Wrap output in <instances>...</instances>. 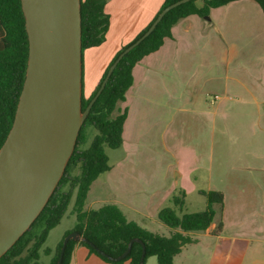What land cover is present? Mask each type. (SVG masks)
Returning <instances> with one entry per match:
<instances>
[{
	"label": "crops",
	"instance_id": "obj_1",
	"mask_svg": "<svg viewBox=\"0 0 264 264\" xmlns=\"http://www.w3.org/2000/svg\"><path fill=\"white\" fill-rule=\"evenodd\" d=\"M163 2L107 0L106 40L84 54L95 84ZM171 32L134 66L133 84L115 111L127 112L120 147L128 154L106 171L108 196L92 203L116 204L128 220L158 232L167 226L159 211L174 195L184 191L187 203L190 191H222L214 221L189 233L193 241L175 264L179 257L180 264H264V12L256 0H235L212 8L209 18L185 17ZM145 165L156 167L148 173ZM81 246L71 264L79 263Z\"/></svg>",
	"mask_w": 264,
	"mask_h": 264
},
{
	"label": "trees",
	"instance_id": "obj_2",
	"mask_svg": "<svg viewBox=\"0 0 264 264\" xmlns=\"http://www.w3.org/2000/svg\"><path fill=\"white\" fill-rule=\"evenodd\" d=\"M177 0H164L151 22L134 39L123 45L105 68L100 80L89 96L84 94V50L103 44L110 26V14L106 11L107 0H81L82 47H83V109L100 88L107 72L119 54L140 38L153 23L159 12ZM235 0H189L169 10L155 29L139 44L126 53L116 65L100 95L91 107L78 135L76 147L65 172L45 207L30 228L0 257V264H41L40 250L52 228L66 214L74 198L73 212L76 224L65 232L56 247L50 264H58L63 240L72 231H78L91 243L70 239L63 255L62 264H71L77 244L85 246L90 254L115 264H139L143 245L134 241L130 252L121 260L114 261L102 255V250L117 257L124 253L129 241L141 239L146 246L143 264L156 256L158 264H175V257L183 246L193 239L192 231L209 228L216 215V205L224 203V194L217 190H200L206 197V207L194 212H184L186 193L181 191L172 198V205L159 211V219L174 229L170 235L155 232L128 220L121 208L112 203L97 209H85L92 183L100 174L110 170V158L106 147L119 148L123 143L126 110L115 114L118 103L125 100L133 84L134 66L148 54L156 51L167 37L171 36L174 24L193 14L209 15L214 7ZM264 12V0H256ZM29 54V41L21 0H0V148L14 121L20 93L24 84ZM93 126L97 133L89 146L84 148L86 130ZM222 229L218 225L217 232ZM48 252V251H47Z\"/></svg>",
	"mask_w": 264,
	"mask_h": 264
},
{
	"label": "water",
	"instance_id": "obj_3",
	"mask_svg": "<svg viewBox=\"0 0 264 264\" xmlns=\"http://www.w3.org/2000/svg\"><path fill=\"white\" fill-rule=\"evenodd\" d=\"M189 0L164 7L147 31L126 47L110 66L85 109L81 0H21L29 41L26 76L12 127L0 148V257L27 231L62 178L92 105L121 58L148 36L164 15ZM209 18V15H205ZM70 239L84 240L78 231L65 236L58 264ZM140 241L143 264L146 246Z\"/></svg>",
	"mask_w": 264,
	"mask_h": 264
},
{
	"label": "rangeland",
	"instance_id": "obj_4",
	"mask_svg": "<svg viewBox=\"0 0 264 264\" xmlns=\"http://www.w3.org/2000/svg\"><path fill=\"white\" fill-rule=\"evenodd\" d=\"M86 50H84V54H86ZM90 66V65H89ZM87 72L85 74V69H84V94L85 96H89L90 93L93 91L94 87L96 86L95 82V75L93 72V67H87ZM97 133V130L93 127V126H89L86 130V142L83 145L84 148L88 147L90 142L92 141L94 135ZM144 150H151L153 151V148H141ZM106 151L108 153V155L110 156V164L111 165H116L119 160L122 158H124L128 153L125 152V150L123 148H110V147H106ZM143 152V151H141ZM146 168H148V173H150V170H152L153 168H155V165H145ZM107 175V172H104L102 174L99 175V179L93 184L92 186V192L90 193V196L88 198V205L85 206V208H97L98 206L104 204L105 201H96L92 203V199L95 196H98L101 198H106V196H108L107 193V189L105 187V183H102L105 179ZM104 184V187L102 186ZM201 185L207 186L206 183H200ZM74 198L75 195L73 197V200L71 201L69 208L66 212V214L63 216V218L61 219V222L55 226L54 228H52L48 234V237L45 241V243L43 244L41 250H40V263L41 264H50L51 258L53 256V254L56 251V247L58 245V243L60 242V240L62 239L63 235L65 234V232L71 228L74 227V225L76 224L77 220H76V216L73 212V206H74ZM169 205H172V203H170ZM202 206V207H201ZM204 206H206V197L204 195L199 194L196 191H190L187 194V203L185 205V208L187 210H197L198 208H204ZM168 226H162L160 228L157 229L158 232L168 235L169 231H168ZM48 251V252H47ZM88 251L85 247L81 246L80 250L78 253H80L78 255V264H106V262H102L103 260H99L100 258H96V256H92V260L90 259H86L83 256V252ZM180 257L177 258V264H180L179 262ZM147 264H158L157 258L156 256H151L148 259Z\"/></svg>",
	"mask_w": 264,
	"mask_h": 264
}]
</instances>
